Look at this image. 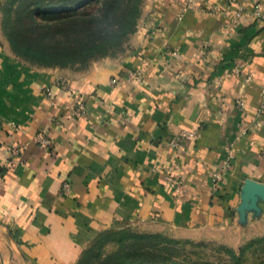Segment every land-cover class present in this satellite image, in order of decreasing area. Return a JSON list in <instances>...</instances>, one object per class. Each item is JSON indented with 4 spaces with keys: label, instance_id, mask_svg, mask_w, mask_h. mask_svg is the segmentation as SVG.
Listing matches in <instances>:
<instances>
[{
    "label": "crops",
    "instance_id": "crops-1",
    "mask_svg": "<svg viewBox=\"0 0 264 264\" xmlns=\"http://www.w3.org/2000/svg\"><path fill=\"white\" fill-rule=\"evenodd\" d=\"M2 24L0 264H76L120 226L240 240L262 223L264 0H146L129 50L76 75L22 61ZM58 80L69 88L47 96ZM79 97L81 118L69 114ZM183 130L198 136L174 145ZM13 141L28 147L11 159ZM173 161L181 190L165 181Z\"/></svg>",
    "mask_w": 264,
    "mask_h": 264
},
{
    "label": "rangeland",
    "instance_id": "rangeland-1",
    "mask_svg": "<svg viewBox=\"0 0 264 264\" xmlns=\"http://www.w3.org/2000/svg\"><path fill=\"white\" fill-rule=\"evenodd\" d=\"M63 0H3L0 13L3 21L2 34L5 43L22 61L40 68L64 69L67 74H81L92 66L108 59L122 57L131 45L130 36L143 14L146 0H116L119 10L109 27L99 25L91 34L85 18L69 17L50 19L54 5ZM105 1V0H104ZM96 0L91 6L96 9ZM115 5V4H114ZM81 18V17H80ZM89 20V19H88ZM126 28H118L116 22ZM135 23V24H134ZM117 29L118 37L105 40V32ZM94 37L99 46L87 51L69 49L85 38ZM12 39V40H11ZM16 40L15 42H12ZM67 46V48H66ZM17 49V51H16ZM160 234L159 238H147L138 245H157L159 260L177 264H264V220L257 227L245 230L240 240L202 238L190 240L175 238V232H144L130 227H116L97 237L84 250L76 264H118L120 254L134 243L133 235ZM169 241V242H167ZM158 257L156 256V259ZM158 260V259H157ZM16 264V263H11Z\"/></svg>",
    "mask_w": 264,
    "mask_h": 264
},
{
    "label": "trees",
    "instance_id": "trees-1",
    "mask_svg": "<svg viewBox=\"0 0 264 264\" xmlns=\"http://www.w3.org/2000/svg\"><path fill=\"white\" fill-rule=\"evenodd\" d=\"M93 1L94 0H63L62 4L54 5L50 8L52 9L51 11L54 12V14L50 16V19L53 18L54 20H63L69 17L79 19L85 18L84 21L87 22V26H89L88 28H90L91 30L90 33L94 34V30H96V32L97 30H99V25L104 24L105 27L110 26L111 19L116 16L115 14L119 10V4L116 3V0H96V5L100 6L97 9L99 13L97 16L95 15L96 9L91 6V3ZM116 23L118 28H126V25L121 21ZM135 29H133L132 32H134ZM104 35L106 37L105 40H110L111 38L115 39L118 37V31L115 28L105 32ZM85 39L86 40H82L76 44H70L69 49H73L74 52H76V50H79V52H85L99 46L94 37H88ZM15 41L16 40L12 42ZM159 237L162 236L160 234L133 235L132 238L134 240V243L129 245L128 251L124 255L121 256L119 254L117 256L116 260L118 261V264H177L159 260L162 252L158 253L160 250L157 248V245H138V242H143V240L147 238ZM156 256L158 257V260L156 259Z\"/></svg>",
    "mask_w": 264,
    "mask_h": 264
},
{
    "label": "built area",
    "instance_id": "built-area-1",
    "mask_svg": "<svg viewBox=\"0 0 264 264\" xmlns=\"http://www.w3.org/2000/svg\"><path fill=\"white\" fill-rule=\"evenodd\" d=\"M128 79L140 81L143 77L142 70L135 69L128 72L127 75ZM117 78L114 82H117ZM54 86H60L63 88H69V84L66 80H58L54 84L48 85L45 88V93L47 96L53 98L55 95ZM240 106H243V102L239 103ZM88 113L87 103L84 98H80L77 104L69 110V114L74 117L81 118L84 117ZM198 136L196 131H186L183 130L178 134L174 145H178V141L180 138H196ZM33 141L43 149H50L53 146V141L49 137V135L45 131L37 132L34 137ZM28 147L27 143H22L18 141H13L10 145V155L11 159L17 158L21 155L22 151ZM231 163L229 161L224 162L221 166L216 169L212 174V184L214 188H219L221 182L223 181L225 175L227 174L228 169L230 168ZM178 162L173 161L171 162L166 170H165V181L166 184L174 188L175 190H181L184 186V180L182 179L181 175L177 172ZM71 188V182L69 180H65L62 185V191L68 193Z\"/></svg>",
    "mask_w": 264,
    "mask_h": 264
}]
</instances>
